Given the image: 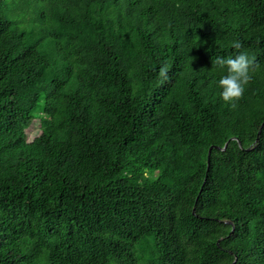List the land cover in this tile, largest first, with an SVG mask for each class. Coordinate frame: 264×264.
I'll return each instance as SVG.
<instances>
[{"label": "trees", "instance_id": "16d2710c", "mask_svg": "<svg viewBox=\"0 0 264 264\" xmlns=\"http://www.w3.org/2000/svg\"><path fill=\"white\" fill-rule=\"evenodd\" d=\"M0 264H264V0H0Z\"/></svg>", "mask_w": 264, "mask_h": 264}, {"label": "clouds", "instance_id": "9594fccd", "mask_svg": "<svg viewBox=\"0 0 264 264\" xmlns=\"http://www.w3.org/2000/svg\"><path fill=\"white\" fill-rule=\"evenodd\" d=\"M235 49L242 48L239 40L234 41L232 45ZM214 64L220 68H226L227 74L222 76L219 80V86L222 89L220 93L221 98L230 103L232 108H235L236 101L242 98L245 91V86L248 85L252 79L251 73L256 71L258 65L255 62V57H249L246 52H238L234 57H216ZM169 68L167 64L159 69V77L163 81L169 79Z\"/></svg>", "mask_w": 264, "mask_h": 264}, {"label": "water", "instance_id": "95a60500", "mask_svg": "<svg viewBox=\"0 0 264 264\" xmlns=\"http://www.w3.org/2000/svg\"><path fill=\"white\" fill-rule=\"evenodd\" d=\"M262 125H263V124H262ZM262 125H261V127H262ZM259 133H260V131L258 132V134H259ZM257 140H258V136H257L255 142H256ZM227 144H228V142H226V143L224 144L223 147L210 146V147L208 148V151H207V168H208V165H209V162H210V153H211V150H212V149H215V150H219V151H224V150L226 149ZM238 144H239V142H238ZM225 223H228V222L226 221Z\"/></svg>", "mask_w": 264, "mask_h": 264}, {"label": "rangeland", "instance_id": "374dc122", "mask_svg": "<svg viewBox=\"0 0 264 264\" xmlns=\"http://www.w3.org/2000/svg\"><path fill=\"white\" fill-rule=\"evenodd\" d=\"M37 130H38V124L36 123V124L33 125L32 128L29 130V132H28L29 137H30V138L33 137V136L36 134Z\"/></svg>", "mask_w": 264, "mask_h": 264}]
</instances>
